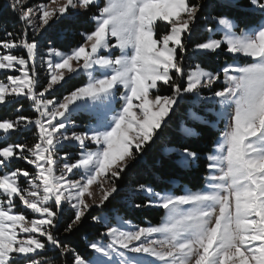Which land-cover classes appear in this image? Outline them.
<instances>
[{"label": "snow or ice", "instance_id": "1", "mask_svg": "<svg viewBox=\"0 0 264 264\" xmlns=\"http://www.w3.org/2000/svg\"><path fill=\"white\" fill-rule=\"evenodd\" d=\"M232 7L253 18L240 27ZM5 12L19 27L0 24V108L14 111L0 116V264H264V0H7ZM73 20L92 28L67 51L49 39L41 56L38 37ZM201 21L207 35L193 41ZM182 103L192 105L182 139L201 135L188 121L219 133L204 153L166 149L180 169L204 160L202 186L130 187V206L162 210L159 224L105 212ZM79 114L90 122L77 124ZM33 129L34 143L8 142ZM89 220L97 236L81 250L69 237Z\"/></svg>", "mask_w": 264, "mask_h": 264}, {"label": "trees", "instance_id": "2", "mask_svg": "<svg viewBox=\"0 0 264 264\" xmlns=\"http://www.w3.org/2000/svg\"><path fill=\"white\" fill-rule=\"evenodd\" d=\"M7 2V0H0V8ZM212 4H220L222 0H209ZM234 3L246 4L247 0H233ZM229 15L237 20L240 27H244L246 23L252 19V15L247 7H232L230 9H224ZM254 19H259L255 16ZM5 21H12L8 24L9 29H12L16 24L14 17L10 12H5L0 14V24ZM204 21H201V27L193 34L192 40H201L206 36L204 31ZM92 28V24L85 22L84 20H73L71 22L65 21L63 23H57L44 34V37L40 39V48H46L47 42L51 39L59 50L65 51L69 50L70 47L76 46V44L81 40L80 31H86ZM3 33L0 32V36ZM195 39V40H194ZM225 58V57H223ZM220 60L215 57H209L206 61L208 67H218ZM79 82L77 80L70 79L62 92L59 90L58 96L61 97L63 94H68L75 87H78ZM81 85V84H80ZM79 85V86H80ZM28 106L25 105V114L33 115L31 110H28ZM192 107L190 104L182 103L175 111V115L168 122V126L163 129L160 133V138L156 140L154 144L147 148L143 156L134 163L127 171V174L123 177L121 181V196L117 199L112 200L108 204L107 209L118 210L119 214L125 219L130 220L134 225L146 226L147 223L159 224L163 216V211L156 208L149 209H135L130 206L127 199L125 198V193L130 187L138 183L151 184L157 189L169 188L171 190L180 192L183 188H190L192 190H197L202 186L201 175L204 169V160L201 159L199 162V167L196 170H184L177 168L174 165L175 156L171 153L166 152V149L173 144H184L191 143L192 146L196 147L201 151V153L206 152L213 146V142L216 140L219 133L211 127H205L203 125L188 121L189 125L197 128L201 132V135L197 139L184 140L181 138L179 132V124L182 121L187 120V109ZM201 114H204L201 108L194 109ZM14 113V111L12 112ZM6 112L4 109H0V116H5ZM11 116V115H10ZM209 120H214L215 117L208 115ZM35 130L23 132L15 136V141H21V143L32 144L35 141L34 137ZM18 167H26L24 163H20ZM143 197H137V199H142ZM100 214L99 209H93L92 215ZM84 236H89L93 238L97 236V229L91 225V221H87L78 232L73 233L69 239L81 250H85ZM98 238V237H97Z\"/></svg>", "mask_w": 264, "mask_h": 264}, {"label": "rangeland", "instance_id": "3", "mask_svg": "<svg viewBox=\"0 0 264 264\" xmlns=\"http://www.w3.org/2000/svg\"><path fill=\"white\" fill-rule=\"evenodd\" d=\"M220 1V0H219ZM206 35H207V33H206ZM195 40V39H194ZM65 51H67V50H65ZM116 54H118V52L116 53ZM40 55L41 56H45L46 55V48H40ZM216 59H219L220 60V63L225 59V58H223V56H221V57H215ZM40 62L41 61H37V64H38V71H39V75H40V78H41V82H43L45 79H46V77H47V72H46V69H43V68H39V64H40ZM241 63H244V62H246L245 60H243V59H241V61H240ZM207 66V65H206ZM73 80H77L78 82H79V85L81 84H83V83H85L86 82V77L85 76H83V75H81L80 77H75V78H73ZM68 81L69 80H67V82L66 83H64V82H61L62 84H63V86H66V84H68ZM78 85V86H79ZM80 85V86H81ZM62 86V87H63ZM62 87H60V86H58L57 87V90H56V92H55V95H56V97L57 98H61L62 99V97L65 95V94H63V95H61V97H59L58 96V93H60L59 92V90H61V88ZM62 92H64L65 91V88H63L62 90H61ZM28 107L27 108H29L28 110H31V108L29 107V105L28 104H26ZM119 107V104H117V108ZM0 109H4L5 110V112H6V115L4 116V117H12V116H14V113H12L13 112V110L12 109H10V108H0ZM31 112H32V110H31ZM11 115V116H10ZM74 119L76 120V122H77V124H80V125H85V124H87V123H89L90 122V119H89V117H88V115H86V114H79V115H77L76 117H74ZM223 123H221L220 124V127L221 128H223ZM35 130V129H34ZM79 130H83V129H79ZM15 136H13V137H11L10 139H9V143H13V142H20L21 143V141H15ZM70 152H73V153H75V151H76V149H74V148H69L68 149ZM20 163H23V162H18L16 165H14V167H18V166H20L21 164ZM94 187V186H93ZM184 189V188H183ZM19 206V205H18ZM164 215V214H163ZM162 218H163V216H162ZM162 218H161V220H162ZM161 222V221H160Z\"/></svg>", "mask_w": 264, "mask_h": 264}]
</instances>
